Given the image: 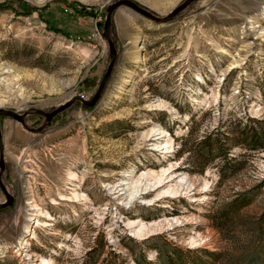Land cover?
Instances as JSON below:
<instances>
[{
  "label": "rangeland",
  "instance_id": "obj_1",
  "mask_svg": "<svg viewBox=\"0 0 264 264\" xmlns=\"http://www.w3.org/2000/svg\"><path fill=\"white\" fill-rule=\"evenodd\" d=\"M115 1L0 0V109L37 129L35 110L90 100ZM133 1L164 17L184 0ZM110 36L95 106L40 132L1 118L0 264H264V149L245 141L264 132V0H197L168 24L121 8Z\"/></svg>",
  "mask_w": 264,
  "mask_h": 264
},
{
  "label": "water",
  "instance_id": "obj_2",
  "mask_svg": "<svg viewBox=\"0 0 264 264\" xmlns=\"http://www.w3.org/2000/svg\"><path fill=\"white\" fill-rule=\"evenodd\" d=\"M195 2H197V0H184L181 4H179L176 8H174L169 14H167L164 17H158L150 13L149 11L141 7L139 4L135 3L133 0H116L115 2L111 3L106 8V15L104 22L103 23L97 22L95 24L96 29L98 31H102L101 36L108 46L110 61L104 75L101 78L100 84L94 96L90 100H83L77 96H74L69 100H67L66 102H64L63 104L59 105L57 108H55L49 113L40 110H35L34 111L35 114L43 116L45 118V122L37 129H31L27 127L25 124V118L26 115L30 113L29 111L24 113H18L16 111L0 109V121L1 118H9L18 122L25 130L29 132H40L43 128L50 125L51 120L56 115L68 109L75 102H80L83 106L86 107L95 106V104L98 102L104 90L106 82L108 81L109 77L113 72L118 57L115 45L110 36V29H111L114 13L121 8H125L130 12L134 13L135 15L150 20L154 23L168 24L171 23L179 13H181L183 10H185L187 7H189L191 4ZM4 170H5L4 145H3L2 133L0 129V190L5 198L4 201L0 203V210L11 206L14 201V197L8 192L2 180Z\"/></svg>",
  "mask_w": 264,
  "mask_h": 264
},
{
  "label": "trees",
  "instance_id": "obj_3",
  "mask_svg": "<svg viewBox=\"0 0 264 264\" xmlns=\"http://www.w3.org/2000/svg\"><path fill=\"white\" fill-rule=\"evenodd\" d=\"M50 26L51 28H53L54 30L58 32L61 31V29H59L58 27L54 28L52 24H50ZM248 120L250 121L251 119L248 118ZM245 141H247V144H249L250 150H253V151L262 150L264 149V132H258V131L252 130V133L245 139ZM167 264H174V263L172 260H169Z\"/></svg>",
  "mask_w": 264,
  "mask_h": 264
},
{
  "label": "crops",
  "instance_id": "obj_4",
  "mask_svg": "<svg viewBox=\"0 0 264 264\" xmlns=\"http://www.w3.org/2000/svg\"><path fill=\"white\" fill-rule=\"evenodd\" d=\"M2 197H3V194L1 193V190H0V203L2 202Z\"/></svg>",
  "mask_w": 264,
  "mask_h": 264
},
{
  "label": "bare ground",
  "instance_id": "obj_5",
  "mask_svg": "<svg viewBox=\"0 0 264 264\" xmlns=\"http://www.w3.org/2000/svg\"><path fill=\"white\" fill-rule=\"evenodd\" d=\"M22 242H23V240L20 242V244H22ZM38 264H45V263L41 260L40 263H38Z\"/></svg>",
  "mask_w": 264,
  "mask_h": 264
}]
</instances>
